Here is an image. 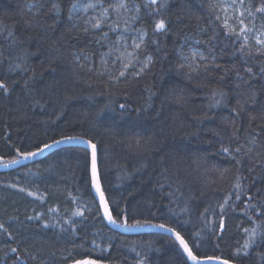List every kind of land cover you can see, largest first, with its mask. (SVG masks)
Wrapping results in <instances>:
<instances>
[{
  "label": "trees",
  "instance_id": "obj_1",
  "mask_svg": "<svg viewBox=\"0 0 264 264\" xmlns=\"http://www.w3.org/2000/svg\"><path fill=\"white\" fill-rule=\"evenodd\" d=\"M136 2L141 5L136 27L149 33L141 59L151 55L153 63L139 78L129 75L114 83L73 59L74 52L84 50L98 63L105 48L96 43L100 32H85L69 19L73 0H0V81L8 86L7 92L0 90V162L16 158L17 149L32 151L61 136L81 135L97 144L106 197L112 208L127 210L129 223H171L199 241L198 255L264 264L259 237L247 254L234 255L245 241L243 229L252 227L248 216L262 219L254 208L247 214L244 209L249 197L255 207L264 202V55L255 53L249 33L251 57L225 39L211 0H165L156 14L150 0ZM244 5V23L264 29V13L256 12L264 0ZM159 19L166 29L153 34ZM234 28L238 32L240 24ZM193 45L208 57L197 60L196 71L180 66L181 54ZM25 52L35 53L27 59V71H9ZM214 91L227 94L222 103H214ZM222 147L241 151L233 157ZM226 196L231 201L223 211L221 233L218 205ZM78 209L82 216L73 215ZM205 209L215 228L205 227ZM98 211L85 148L62 147L0 172V223L13 234L9 239L0 230V264H19L16 255L24 264H74L86 258L99 264H186L169 236L120 233ZM11 247L18 252H10Z\"/></svg>",
  "mask_w": 264,
  "mask_h": 264
},
{
  "label": "snow or ice",
  "instance_id": "obj_2",
  "mask_svg": "<svg viewBox=\"0 0 264 264\" xmlns=\"http://www.w3.org/2000/svg\"><path fill=\"white\" fill-rule=\"evenodd\" d=\"M150 3L154 6L152 9V14H156L161 11L165 7V0H150ZM245 0H231V4L225 6L223 11L227 14L230 10L236 11L235 19L238 20L240 24V29L237 32L234 27H232L229 23V20L232 19L231 16H226L223 21V26L225 29V39L231 40L233 46L239 44L240 47L237 49L239 52H247L248 57L254 55L251 51V44L249 40L248 33H252L254 31L253 28H249L244 23L245 10L243 9V5ZM37 7L36 4H30L29 8ZM141 5L136 2V0H112L107 6H105L104 0H88L87 3H81L79 0H73L72 5L69 8V19H75L79 24L83 25V31L89 32H100V36L96 39V43L98 45L104 46L106 45L107 51L99 52V62L94 63L95 54L87 53L84 50L73 53V59L80 67H86L89 71H97L98 75H107L109 80L114 83H119L121 80L127 78L131 75L134 78H139L143 75L153 63V58L151 55L141 56L145 52L148 42L146 41V37L149 35L147 28H137L135 27L136 23L141 19L140 16ZM52 10L57 13L60 11V6L58 2H54L52 4ZM92 11V14L89 15V11ZM39 11V8H37ZM257 13H264V6H261L256 9ZM249 17L253 16L251 11L247 12ZM218 20L219 16L216 17ZM107 28V31L104 29ZM166 29V22L164 19H159L155 21L154 28L152 29L153 34H158ZM115 33V40H111L109 33ZM11 36V33L9 34ZM235 39H232V37ZM255 44L258 46L255 49V53H259L264 55V30L256 32L254 35ZM155 43V41H152ZM29 55H35V53H23L19 58L18 62H12L9 65V71H16L17 69L21 71H27L26 63ZM181 59L184 61L180 66L188 67L190 71H196L201 67L200 63H197V60L200 62H204L208 60V57L199 51H191L190 54H181ZM3 61L0 60V63ZM117 65L118 70H117ZM247 73L252 72L251 67H247L245 69ZM264 71V69H262ZM237 79H242V77L237 74ZM28 81H25V86L27 87ZM239 87V85H237ZM0 90L4 92L8 91V86L4 83V81H0ZM151 95V94H150ZM213 98L215 104H220L223 102L226 97V93L213 92ZM150 105H145V107H149ZM120 109L126 110V105L121 104ZM233 111H235L233 109ZM77 143L80 145H86L85 151L87 149H91L90 154V178H91V187L94 189L95 194L98 195L99 199V211L98 215H100L101 211L103 217L106 218L109 224H114L117 227L125 228V229H142L144 227H151L159 229L165 233H167L170 237L173 238L174 244H176L184 254H186V264L190 262V264H231L230 259L222 258L220 256H201L198 255V250L200 248V243L193 236H188L186 233L182 234V230L178 231L177 227L172 226L171 223H152L151 220H136L132 223H129V217L126 209H121L117 206V208H112L109 204L108 198L106 197L105 190L102 186V178L99 173L98 168V154H97V144L93 143L91 139L85 140V138L81 135H73V136H61L59 139H54L49 143H44L41 146L34 147L32 151H20L17 149V156L8 161H4L3 165L7 167L11 164L19 163L20 159H31L35 156L40 155L44 151L54 148L60 144H71ZM255 142V139H253ZM220 151L224 154H228L233 156L235 154L240 153V148L237 147L234 150L230 147H222ZM239 163V161H237ZM166 181V178H165ZM15 187V185H13ZM163 187V185H161ZM237 190H241L242 186L237 183L234 185ZM21 191H25V189L21 188ZM28 195L34 196L35 193L29 192ZM171 195V193H169ZM236 200H239L241 197L239 195V191L236 194ZM76 199L75 197L73 198ZM251 197H249V201ZM231 201V196H226L224 198V202L220 203L218 207L220 208V232L222 233L225 228V220L223 216V211L227 206H229ZM249 201H246V207L244 209L245 214H247V209L254 208L256 212L259 213L261 220L254 219L251 215L248 216V219L251 221V228H244L243 231L246 235L245 241L242 247H238L236 253L243 251L245 254L248 253V249L256 243L257 238L264 239V202H261V207H255ZM234 206V204L232 205ZM49 211H55V209H50ZM113 211L116 212V217H119V220L114 218ZM181 211H185V209H181ZM208 209L204 210V213H201L202 217H205V227L209 224H212L213 228L215 225L211 220L206 218V213ZM75 216H82L83 212L81 210H77L73 213ZM155 216V214H153ZM37 218H39L40 213L36 214ZM29 219H32L31 217ZM161 219H163L161 217ZM67 224L68 221H65ZM0 230L4 233H7L8 238L11 239L13 234L9 232L8 228L5 227L3 223H0ZM73 230H75L73 225ZM187 236V238H186ZM195 236H199V233H196ZM19 243V241H17ZM93 244L96 243L95 240L92 241ZM12 253H17L18 249L15 247H11L9 249ZM27 252V249H25ZM139 256V253H137ZM35 259V256L32 257ZM143 258H141V261ZM16 261L19 264H24L23 259L20 255H16ZM74 264H99V261L94 259H77L74 261Z\"/></svg>",
  "mask_w": 264,
  "mask_h": 264
},
{
  "label": "water",
  "instance_id": "obj_3",
  "mask_svg": "<svg viewBox=\"0 0 264 264\" xmlns=\"http://www.w3.org/2000/svg\"><path fill=\"white\" fill-rule=\"evenodd\" d=\"M85 140H87V139L85 138ZM67 146H78V147H82V148L86 149V145H80V144H77L75 142H73L71 144H60V145H57L54 148H50V149L44 151L40 155L35 156V157L31 158V159H20L19 163H17V164H11V165H8L7 167H5L3 165V162H0V172L15 170V169L20 168L22 166L28 165V164H30L32 162L40 160L41 158L45 157L47 154L51 153L54 150L60 149L62 147H67ZM87 150L89 151V154H91V149H87ZM90 181H91V178H90ZM91 192H92L97 204L99 205L98 195L95 194V191H94V189H92V187H91ZM101 215L103 217L102 211H101ZM103 220H104V222L106 223V225L109 228H111L112 230L118 231L120 233H123V234H138V233H145V232H158V233H162V234H165V235L169 236L167 233H165V232H163V231H161L159 229H156V228L144 227L142 229H131V230H129V229L117 227L114 224H109L108 221L106 220V218H104V217H103ZM170 238H172V237H170ZM185 256H186V254H185ZM231 264H238V263H235V262L231 261Z\"/></svg>",
  "mask_w": 264,
  "mask_h": 264
},
{
  "label": "rangeland",
  "instance_id": "obj_4",
  "mask_svg": "<svg viewBox=\"0 0 264 264\" xmlns=\"http://www.w3.org/2000/svg\"><path fill=\"white\" fill-rule=\"evenodd\" d=\"M211 1L214 4V6L216 7L217 16L220 17V19L222 20V22L224 21V18L226 16H231L232 19L229 20V23H230V25L232 27H234L235 24H238L239 23L238 20L235 19L236 14H237L235 10H230L227 14L223 11V8L225 6L231 4V0H211ZM79 2H81V3H87L88 1L79 0ZM105 6H107V5H105ZM243 9L245 10L244 20H246L247 19V16H246L245 5H243ZM91 14H92V11L90 10L89 11V15H91ZM135 27H136V25H135ZM250 28H253L254 29V31L252 33H249L250 36H251V42H252L253 46H257L255 44L254 35H255L256 32H259V31L264 30V29H262L261 27L254 26V25H251ZM107 30H108L107 28L104 29V31H107ZM109 36H110L111 40H115L116 34L110 32L109 33ZM104 46H105V48L102 49V51H107L106 45H104ZM191 51H199V52L204 53L203 50L200 47L193 45L190 48H188V50L185 52V55L190 54ZM118 67L119 66L117 65V70H118Z\"/></svg>",
  "mask_w": 264,
  "mask_h": 264
},
{
  "label": "bare ground",
  "instance_id": "obj_5",
  "mask_svg": "<svg viewBox=\"0 0 264 264\" xmlns=\"http://www.w3.org/2000/svg\"><path fill=\"white\" fill-rule=\"evenodd\" d=\"M248 6V5H247ZM238 30V29H237ZM155 260V259H154ZM153 264V263H152Z\"/></svg>",
  "mask_w": 264,
  "mask_h": 264
}]
</instances>
